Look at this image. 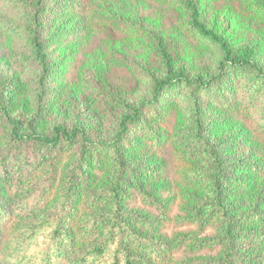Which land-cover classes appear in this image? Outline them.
I'll return each instance as SVG.
<instances>
[{"label": "rangeland", "instance_id": "374dc122", "mask_svg": "<svg viewBox=\"0 0 264 264\" xmlns=\"http://www.w3.org/2000/svg\"><path fill=\"white\" fill-rule=\"evenodd\" d=\"M189 1L233 56L251 51L259 74L222 65L173 0H44L39 15L36 0H0V231L19 254L264 264V7ZM182 76L192 83L155 94ZM3 114L18 136L79 134L53 147L17 141Z\"/></svg>", "mask_w": 264, "mask_h": 264}, {"label": "trees", "instance_id": "16d2710c", "mask_svg": "<svg viewBox=\"0 0 264 264\" xmlns=\"http://www.w3.org/2000/svg\"><path fill=\"white\" fill-rule=\"evenodd\" d=\"M153 3H158L160 5H165L169 4L172 2V0H150ZM174 2L180 3L179 5H183L185 9H187L190 13V21L189 24L190 26L195 29L199 36H201L202 39H206L210 41L211 43L216 44L219 46L222 54H223V61L222 65H225L227 67L231 68H236V69H248L251 70L257 74L260 73L258 67L256 66L252 53L248 49L241 50L240 52L237 53L236 56H233V53L231 52L227 42L220 36L214 34L213 32L209 31L206 29L205 25L201 22L200 20V13L197 7L191 3L189 0H173ZM44 0H36V15H39V13L42 11L43 6H44ZM257 4H260L261 6L264 7V0H256ZM256 3L252 4V6H255ZM73 7H78L77 2H73ZM34 38L33 45L35 49V53L38 57V59L41 62H44L45 56L41 54V45L37 43V41ZM70 67V65H68ZM180 82H185L188 85H190L191 82L186 80V78H179L177 81H172V80H162L160 82H157L155 84V94L160 93L166 88H172L176 84ZM205 85L199 84V89H204ZM138 110H134L132 116H127L121 119L119 123V132L116 135V138L114 141L110 142L109 145L113 148H116L118 145V142L120 139L123 138L124 133L127 131V126L130 124L134 123V121L137 119V116L139 115ZM4 117H7L8 124L11 126V134L12 137L17 140V141H26L29 143H37L43 146H49L53 147L58 145L61 141L66 140L67 142H71L75 140V138L78 136L79 131L74 130L71 133L66 131V129L62 126H55L51 134L49 136L37 134L34 131L30 132V134L26 136H18V130H19V124L16 122H13L6 114H3ZM40 227V226H39ZM38 227V228H39ZM35 227L32 228L33 231H35ZM40 229V228H39ZM62 228H58L57 230H54V235H56L53 240L58 236V234L62 233ZM33 234V233H32ZM74 243L73 238L69 239V244ZM74 245V244H72ZM54 250V255L57 257L56 262L54 264H60L64 257L63 249L61 247L53 248ZM101 253V247H99L96 251ZM48 254V251L45 252ZM50 254H48L49 256ZM50 258V257H48ZM0 260L3 264H52L48 259L42 260V259H37L33 255H24V254H19V247H17L15 244H13L9 236L5 234L4 232L0 231ZM167 258H162L158 263L156 264H166ZM157 261V260H156ZM113 264H118L117 262H114ZM125 264H133L131 261L127 260Z\"/></svg>", "mask_w": 264, "mask_h": 264}]
</instances>
